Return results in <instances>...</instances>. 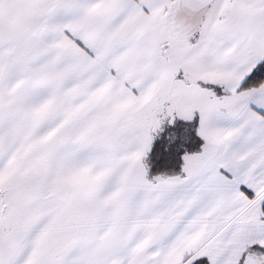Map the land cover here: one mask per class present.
Instances as JSON below:
<instances>
[{
    "label": "snow or ice",
    "instance_id": "obj_1",
    "mask_svg": "<svg viewBox=\"0 0 264 264\" xmlns=\"http://www.w3.org/2000/svg\"><path fill=\"white\" fill-rule=\"evenodd\" d=\"M0 264H264V0H0Z\"/></svg>",
    "mask_w": 264,
    "mask_h": 264
}]
</instances>
